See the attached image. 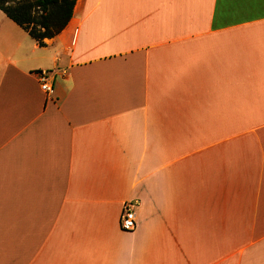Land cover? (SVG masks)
<instances>
[{
  "label": "crops",
  "instance_id": "crops-1",
  "mask_svg": "<svg viewBox=\"0 0 264 264\" xmlns=\"http://www.w3.org/2000/svg\"><path fill=\"white\" fill-rule=\"evenodd\" d=\"M3 15L0 264H264V0H77L43 47Z\"/></svg>",
  "mask_w": 264,
  "mask_h": 264
},
{
  "label": "trees",
  "instance_id": "trees-1",
  "mask_svg": "<svg viewBox=\"0 0 264 264\" xmlns=\"http://www.w3.org/2000/svg\"><path fill=\"white\" fill-rule=\"evenodd\" d=\"M77 0H0V10L38 44L60 35L74 16Z\"/></svg>",
  "mask_w": 264,
  "mask_h": 264
},
{
  "label": "built area",
  "instance_id": "built-area-1",
  "mask_svg": "<svg viewBox=\"0 0 264 264\" xmlns=\"http://www.w3.org/2000/svg\"><path fill=\"white\" fill-rule=\"evenodd\" d=\"M37 76L42 91L49 99L52 98L55 94V87L51 73L49 71H40L37 73ZM136 204V202L128 201L123 205L120 219V227L123 231L133 232L136 229Z\"/></svg>",
  "mask_w": 264,
  "mask_h": 264
},
{
  "label": "rangeland",
  "instance_id": "rangeland-1",
  "mask_svg": "<svg viewBox=\"0 0 264 264\" xmlns=\"http://www.w3.org/2000/svg\"><path fill=\"white\" fill-rule=\"evenodd\" d=\"M0 16H4L3 13H2ZM0 49H1L2 51H4V48L0 47ZM1 56H2V53H1Z\"/></svg>",
  "mask_w": 264,
  "mask_h": 264
}]
</instances>
